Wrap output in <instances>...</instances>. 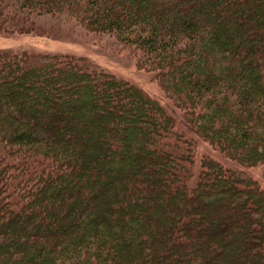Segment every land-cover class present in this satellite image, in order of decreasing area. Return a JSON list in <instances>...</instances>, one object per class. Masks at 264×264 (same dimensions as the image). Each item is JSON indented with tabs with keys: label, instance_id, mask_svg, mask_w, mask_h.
Returning a JSON list of instances; mask_svg holds the SVG:
<instances>
[{
	"label": "trees",
	"instance_id": "obj_1",
	"mask_svg": "<svg viewBox=\"0 0 264 264\" xmlns=\"http://www.w3.org/2000/svg\"><path fill=\"white\" fill-rule=\"evenodd\" d=\"M130 47L219 154L264 166V0H0ZM86 57L0 49V264H264V187Z\"/></svg>",
	"mask_w": 264,
	"mask_h": 264
},
{
	"label": "rangeland",
	"instance_id": "obj_2",
	"mask_svg": "<svg viewBox=\"0 0 264 264\" xmlns=\"http://www.w3.org/2000/svg\"><path fill=\"white\" fill-rule=\"evenodd\" d=\"M36 31L29 33L0 32V49L31 54L66 53L86 57L93 65L112 72L117 78L133 83L156 98L172 116L178 134L193 142L195 170L203 157L215 158L244 177L255 179L264 187V166L247 167L222 157L211 144L201 138L186 123L183 113L160 87L154 73L138 65V57L130 47L113 37L85 32L71 21L50 16L35 18Z\"/></svg>",
	"mask_w": 264,
	"mask_h": 264
}]
</instances>
